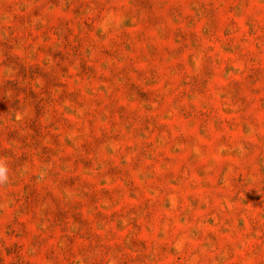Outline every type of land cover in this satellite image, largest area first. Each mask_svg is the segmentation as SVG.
<instances>
[{"label":"rangeland","instance_id":"1","mask_svg":"<svg viewBox=\"0 0 264 264\" xmlns=\"http://www.w3.org/2000/svg\"><path fill=\"white\" fill-rule=\"evenodd\" d=\"M0 264H264V0H0Z\"/></svg>","mask_w":264,"mask_h":264},{"label":"clouds","instance_id":"2","mask_svg":"<svg viewBox=\"0 0 264 264\" xmlns=\"http://www.w3.org/2000/svg\"><path fill=\"white\" fill-rule=\"evenodd\" d=\"M8 180V170L6 166L0 164V183H5Z\"/></svg>","mask_w":264,"mask_h":264}]
</instances>
